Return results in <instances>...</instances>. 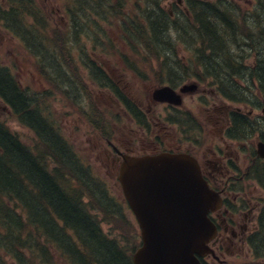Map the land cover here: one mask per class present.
<instances>
[{"label":"trees","instance_id":"trees-1","mask_svg":"<svg viewBox=\"0 0 264 264\" xmlns=\"http://www.w3.org/2000/svg\"><path fill=\"white\" fill-rule=\"evenodd\" d=\"M4 1L8 7L0 9V19L22 37L28 51L36 55L40 71L51 78L53 84L64 80L63 68L74 50L72 38L80 34L81 12L84 18L95 15L96 21L109 18L120 21L115 23L133 51H143L149 65L150 60L156 61L158 73L164 76L159 77L160 82L174 86L177 80L205 81L207 78L206 69L204 72L190 70L175 61L176 47L181 42L188 49L196 50V65L207 67V8L191 9L194 24L171 18L161 8L160 0H133L136 5L133 15V11L124 12V4L117 3L110 10H102L92 5L94 0H68L72 34L60 37L56 35L59 31L52 28L55 38H48L38 27L26 28L20 16L30 11L36 18L40 16L37 22H47L36 0ZM90 11L95 14L87 13ZM44 49L47 51L43 52ZM191 63L194 64V60ZM89 68L97 84L110 85L121 99L127 100L97 63L91 62ZM260 82L264 92L263 73ZM0 93L36 130L40 141L31 148L0 122V264H8V259L16 264H32L31 256L53 263V251L67 264H133L132 254L139 247L140 239L135 223L123 212L121 199L113 197L107 181L93 174L52 123V135L49 142H45L47 129H44L40 106L19 88L10 71L1 68ZM126 103L133 106L129 101ZM103 221L112 228H121L130 236L133 246L129 248L112 234H106ZM43 239L47 240L49 248L43 246Z\"/></svg>","mask_w":264,"mask_h":264},{"label":"flooded vegetation","instance_id":"flooded-vegetation-1","mask_svg":"<svg viewBox=\"0 0 264 264\" xmlns=\"http://www.w3.org/2000/svg\"><path fill=\"white\" fill-rule=\"evenodd\" d=\"M161 5L187 14L189 8H207V88L198 82L193 94L181 95V107L149 100L150 109L158 105L167 112L160 113L158 119L166 117L170 121L172 118L166 126L174 133L172 140H175L171 145L159 138L144 147L143 141L135 138L123 148L121 139L114 141L112 138L105 154L118 176L124 156H156L169 152L195 157L203 179L222 202L221 207L209 213L219 232L210 243L214 254L200 259L201 263L232 264L227 258L239 257L247 248L253 251L251 246H260L257 233L259 228H264V192L259 187L260 184L264 186V159L260 157V146L264 145V92L260 87V73H255L264 67L260 64L258 51L251 48L253 42L256 44L253 33L249 39L242 37L248 34H244L247 29L251 32L254 28L259 30L261 21L264 25L263 16H259L260 8L264 9V0H161ZM242 9L254 11L250 16H233ZM171 14L174 15L173 11ZM228 54L236 57L235 65L231 64V57L222 61ZM239 68L247 73L236 74ZM227 69H234L235 73ZM249 70L255 72L249 74ZM185 84L175 90L181 92ZM196 96L204 102L201 103L203 120L195 116L192 107L184 106L187 98ZM138 110L141 116L147 117L144 106H138ZM130 120L135 122L134 125L139 124L136 119ZM140 125L141 129L148 126ZM138 133L136 137L143 139L144 136ZM259 260L253 259L250 264H259Z\"/></svg>","mask_w":264,"mask_h":264},{"label":"rangeland","instance_id":"rangeland-1","mask_svg":"<svg viewBox=\"0 0 264 264\" xmlns=\"http://www.w3.org/2000/svg\"><path fill=\"white\" fill-rule=\"evenodd\" d=\"M118 1L119 0H97L96 4L100 6L102 10H104V8L110 10ZM37 2L50 21L52 28L59 31L56 35L60 37H62V34L69 36L73 30L70 26L71 24L66 10L70 2L68 0H37ZM121 4L129 8L125 9L124 12L131 13L133 11L132 15L135 13V10H133L136 8L135 1L123 0V3H118V5ZM138 7L139 6H137V8ZM165 10L168 13L171 12L168 7H166ZM172 11L175 12L176 10ZM241 11L251 14L254 10L242 9L240 13ZM87 13L94 12L90 11ZM259 13L260 16L264 18V9L260 8ZM175 16L177 17V13ZM31 22H33V20H31ZM115 22L117 23L120 21L116 18L115 20L109 18L96 21V16L90 15V17L86 16V22L82 21L79 23L80 33L83 34V36L72 38L73 55L67 57L68 67L69 65L71 66V73L70 77L66 76L70 78L72 82L68 81L65 83L60 81L59 87L57 88H55L52 83L47 80L46 75L40 71L36 58L28 53L21 41L17 39L14 34L6 30L5 23L2 24L1 20L0 63L13 71L18 82L23 89L29 93L34 104H37L38 107L40 106L42 113L58 126L60 135L71 144L80 160L92 169L93 174L107 181L109 191L114 195L113 197L117 196V198L124 200L121 185L115 178L117 172L112 168L111 163L107 162V155L105 154V150L108 148L107 139L109 137L113 138L114 141L121 139L123 148H127V143L135 138L141 143L143 141L142 144H145V146L143 145L144 147L150 146L151 142L157 141L159 138L163 139V141H167L169 145H171L175 139L172 140L174 137L172 129L166 127L169 125L170 121H167L166 117L161 118V120L158 119L160 113H167L164 107L156 105L153 106V109H150L148 104L149 100L152 99V93L157 88L166 85L163 84L164 81L160 82L159 80V77L161 79L162 77L164 78V76L158 73L157 69H159V67L155 60H150L152 64L149 65V63H146V60L141 61L142 55L141 57L135 55L136 52L128 45V42L123 37V32ZM188 22L192 21L188 20ZM253 31L255 32V28ZM102 32L104 35H102ZM97 35L102 37L101 41L95 40ZM68 40L70 41V39ZM239 40L242 39L239 38ZM260 47H264V44L256 41L255 48L258 50ZM176 48H178V58L180 60L185 61L193 55L192 51L185 54L184 52L186 51L181 50V48H184L183 44L179 43V46ZM82 50H85V54L91 56L92 60H95L99 66L101 65L111 77V80L115 82L129 100L134 101L136 104L139 103L137 105L140 108L144 106V112L147 114L145 123H147L148 126L144 125V128L141 129L142 127L140 124L134 125L133 123L135 122H132L130 118L124 114V107L118 102L119 99H117L112 91L97 84L95 78L84 70L85 67L78 57ZM261 55L264 56V53ZM124 57H127L130 63L134 62L132 63L134 65L129 66L126 64ZM228 57L232 58L234 63L231 62V64L235 65L236 62L234 60L236 57L229 54L227 58L222 59V61H227ZM136 60L138 62H135ZM262 65L264 67V63ZM227 70L235 73L234 69ZM236 74L242 76L240 68ZM67 77L66 79L68 80ZM204 87L207 88V82ZM78 90L82 92V97L80 99L77 92ZM204 96L207 97L205 94ZM201 103L204 102L200 97H189L184 101V106L192 107L195 116L203 120L205 116L204 113L201 112ZM140 104H142V106H140ZM148 112L152 114L149 115ZM38 116L40 118V115ZM41 116L44 118L43 115ZM152 117H156V119ZM170 119L172 120V118ZM0 120L8 127L11 133L17 135L24 144L31 148H35V146L40 143L36 130L25 121V118L21 116L20 113L11 111L1 99ZM43 121L44 129H47V131H44L46 134L44 140L48 143V139L52 135L50 132L53 131V126L45 119H43ZM151 122L152 130H150ZM138 132L144 136L143 139L136 137L137 134H139ZM209 140L214 141V139ZM133 146L136 147L137 144ZM139 148L141 147L139 146ZM155 150H158V148ZM122 202L124 205L123 212L126 214V218L133 223L135 219L132 213L128 211L126 202ZM102 227L106 234H112L120 240L123 245L129 248L133 246V242L129 240L130 236L126 235L121 228H112L111 225H108L106 222L102 224ZM134 227L139 234V228H137L135 224ZM261 237L260 240L263 241L264 234L261 235ZM42 244L48 248L50 247L46 239H43ZM255 248L257 247L255 246ZM52 253L54 254L53 263L51 260L42 261L40 258L38 259L37 257L31 256L30 258L33 259L32 264H67L56 252L53 251ZM1 254L3 255V252H1ZM258 255V260L261 259L259 260V264L264 263L263 246L258 248ZM227 259L228 262L232 264H244L245 262L250 264L251 261L256 258L252 251H250V248H247L245 254H240L239 257L232 256ZM7 263L16 264L12 259H8Z\"/></svg>","mask_w":264,"mask_h":264},{"label":"water","instance_id":"water-1","mask_svg":"<svg viewBox=\"0 0 264 264\" xmlns=\"http://www.w3.org/2000/svg\"><path fill=\"white\" fill-rule=\"evenodd\" d=\"M195 84L183 93L194 92ZM155 100L181 105L171 87L154 92ZM264 158V145L260 146ZM125 197L142 233L134 264H201L217 230L207 217L220 199L203 180L197 161L186 154L125 157L120 169Z\"/></svg>","mask_w":264,"mask_h":264}]
</instances>
